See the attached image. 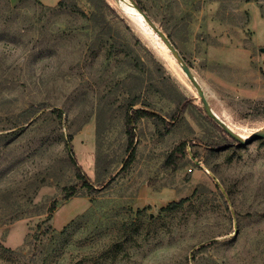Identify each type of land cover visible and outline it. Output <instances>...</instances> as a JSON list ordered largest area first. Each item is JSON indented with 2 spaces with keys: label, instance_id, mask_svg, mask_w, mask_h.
I'll list each match as a JSON object with an SVG mask.
<instances>
[{
  "label": "rangeland",
  "instance_id": "374dc122",
  "mask_svg": "<svg viewBox=\"0 0 264 264\" xmlns=\"http://www.w3.org/2000/svg\"><path fill=\"white\" fill-rule=\"evenodd\" d=\"M137 1L211 109L263 129L264 0ZM96 3L0 0V264H264V138L208 119L129 0Z\"/></svg>",
  "mask_w": 264,
  "mask_h": 264
},
{
  "label": "water",
  "instance_id": "95a60500",
  "mask_svg": "<svg viewBox=\"0 0 264 264\" xmlns=\"http://www.w3.org/2000/svg\"><path fill=\"white\" fill-rule=\"evenodd\" d=\"M120 1V0H115ZM134 7L142 14L143 18L147 21V23L150 25V27L156 32V34L164 41L166 46L171 51L172 55L176 58V60L181 65V69L185 73V75L188 77V79L191 81L193 86L195 87L198 97L202 103L203 110L205 111L206 115L212 119L220 128L224 130V132L230 136L232 139L237 141L239 144H247L249 142H252L257 139L264 138V128L258 129L253 132H251L250 136L247 138H244L239 133L235 132L224 120H222L210 107L208 100L206 99V96L204 94V91L202 89L201 84L196 79V77L193 75L189 65L183 60L180 53L174 46V44L170 41L168 36L160 30L153 21L146 15V13L136 4L134 0H129Z\"/></svg>",
  "mask_w": 264,
  "mask_h": 264
},
{
  "label": "trees",
  "instance_id": "16d2710c",
  "mask_svg": "<svg viewBox=\"0 0 264 264\" xmlns=\"http://www.w3.org/2000/svg\"><path fill=\"white\" fill-rule=\"evenodd\" d=\"M93 1V0H92ZM136 2V4L141 8V5H140V2H138L137 0H134ZM96 4H98V9H102L103 6L102 4H105V0H96ZM57 5H65V0H59L57 2ZM73 8L74 10L82 13L83 11L78 8L75 4H73ZM135 104V102H131L129 104V108H131L133 105ZM38 106H36V108L34 109H29L27 110L28 111V114L27 116H32L37 110H38ZM148 115H151V113L143 108H136V109H130V112L127 111L126 114H125V121H124V125H125V132L127 134V148L128 149H131L132 148V145H133V140H134V124L139 121L143 116H148ZM208 119L213 122V124L221 129V131L224 132V130L222 128H220L212 119H210L208 117ZM214 143H217L214 141ZM185 146V142L183 141L182 142V145H180L179 149L180 150H183ZM181 154V153H180ZM179 153H175V152H172L168 158L167 161H165V165L166 166H169V165H175V164H178L177 162L179 161ZM76 175L78 176V178H80V180H82L83 184H86L88 185V183L84 180V176L82 175L81 171L79 170L78 167H76ZM75 190L72 189V190H69L65 193V197L67 198L68 196H70L71 194H73ZM184 200L183 199H180L179 201H171L170 203H168L165 207H163L164 209H171L173 207H176L178 205H181L182 202Z\"/></svg>",
  "mask_w": 264,
  "mask_h": 264
},
{
  "label": "crops",
  "instance_id": "0c3cea01",
  "mask_svg": "<svg viewBox=\"0 0 264 264\" xmlns=\"http://www.w3.org/2000/svg\"><path fill=\"white\" fill-rule=\"evenodd\" d=\"M42 1L46 4H54V3L58 2L59 0H42Z\"/></svg>",
  "mask_w": 264,
  "mask_h": 264
},
{
  "label": "bare ground",
  "instance_id": "6f19581e",
  "mask_svg": "<svg viewBox=\"0 0 264 264\" xmlns=\"http://www.w3.org/2000/svg\"><path fill=\"white\" fill-rule=\"evenodd\" d=\"M244 138H247V137H244Z\"/></svg>",
  "mask_w": 264,
  "mask_h": 264
}]
</instances>
